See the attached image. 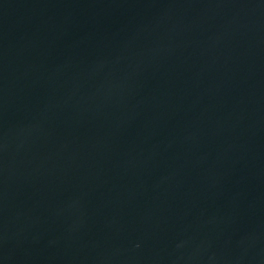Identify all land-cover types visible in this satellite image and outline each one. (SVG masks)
<instances>
[{
	"label": "water",
	"instance_id": "95a60500",
	"mask_svg": "<svg viewBox=\"0 0 264 264\" xmlns=\"http://www.w3.org/2000/svg\"><path fill=\"white\" fill-rule=\"evenodd\" d=\"M0 264H264V0H0Z\"/></svg>",
	"mask_w": 264,
	"mask_h": 264
}]
</instances>
